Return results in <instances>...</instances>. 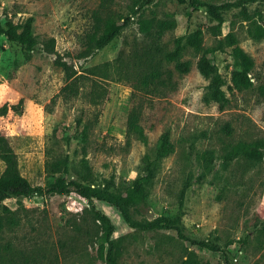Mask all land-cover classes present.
Listing matches in <instances>:
<instances>
[{"label": "rangeland", "instance_id": "rangeland-1", "mask_svg": "<svg viewBox=\"0 0 264 264\" xmlns=\"http://www.w3.org/2000/svg\"><path fill=\"white\" fill-rule=\"evenodd\" d=\"M248 1L0 0V20L25 24L34 18L32 38L23 42H38L27 53L0 35V108H22L0 117V131L21 174L46 186L60 162L54 173L68 182L120 192L148 174L149 156L157 161L155 176L144 202L129 212L138 222L177 221L173 228H133L118 207L76 191L13 197L0 203V264H108L99 252L104 233L97 211L115 226L119 264H264V156L223 159L239 142L264 141V39L249 32L252 19L264 23V0ZM241 2L250 17L239 16ZM210 5L226 6L221 33ZM126 18L129 25L116 40L89 49L90 34L102 33L108 20ZM160 21L170 28L161 31ZM198 30L204 49L218 48L224 39V49L211 56L230 98L223 110L211 97V80L197 68L202 51L186 49L181 60L192 65L186 74L167 60L177 38ZM231 33L254 61L248 90L232 89L234 57L225 40ZM154 70L161 77L145 87L143 78ZM70 83L78 95L62 91ZM133 112L142 136L129 134ZM165 134L174 150L157 159ZM206 152L213 154L208 170ZM5 169L0 159V177Z\"/></svg>", "mask_w": 264, "mask_h": 264}, {"label": "trees", "instance_id": "trees-1", "mask_svg": "<svg viewBox=\"0 0 264 264\" xmlns=\"http://www.w3.org/2000/svg\"><path fill=\"white\" fill-rule=\"evenodd\" d=\"M181 3H184L185 0H179ZM257 0H252L248 2H254ZM247 2V1H246ZM246 2H241V11L239 16L245 18L250 17L251 12L247 11ZM226 6H208L209 11L218 21L216 29L221 33L220 28L224 22V18L221 15L220 11ZM130 18H126L123 22H118L116 20H108L105 24V28L102 33L95 31L94 33L88 36V47L91 50H101L110 45L114 40H116L124 30L129 25ZM251 26L249 29L250 35L254 38L262 40L264 39V23L260 24L256 20L252 19ZM33 24L34 18H29L25 24H16L11 20H8L6 23H3L0 20V35H3L7 38L8 42L12 44H18L22 49L30 53L35 50L36 44H38L36 38L31 39L30 44H25L23 42L24 38H32L33 34ZM158 27L161 31L170 28L168 22L160 21L158 22ZM147 31L151 29L152 24L149 22L144 23ZM225 40L228 42V45L232 47V57H234L233 73H232V89L244 91L253 87L252 78L250 76L251 72L254 69L253 58L242 48L239 44L238 38L234 33L229 34ZM224 39L219 40L218 48L204 49L203 47V32L198 30L194 33L179 37L176 39L175 49L168 53L167 60L169 62L176 63V69L181 74L189 73L192 70V65L190 62L182 61V57L185 54L187 48L191 47L196 51H202L203 54L200 56V60L197 64L199 72L206 78L211 80V97L218 104L219 108L223 110L230 103V98H228L224 86L226 82L220 74L218 66L214 63L213 58L211 57L213 53L218 49H224ZM55 43L54 40H50L46 43L47 49L52 51ZM60 64L65 68L69 73V67L65 62H60ZM162 73L159 70H154L149 76L143 78L142 83L145 87L147 85H155L156 78L161 77ZM73 74H68V79L73 78ZM155 90H160V86H153ZM67 92L70 95H78L79 88L74 86L73 83L68 84L62 90ZM21 106L18 105H4L0 108V117L7 115L9 112L13 111L15 113L21 112ZM138 134L139 136L143 135V128L139 124V117L136 112H133L129 121V134ZM264 141L258 140L255 142H239L236 145L232 146L227 153L224 155L223 159L229 163L240 158H244L250 161H260L264 156ZM174 148L170 142L169 134H165L162 138V143L160 149L157 152V159L163 158L173 152ZM206 160L208 170L210 165L213 162V154L206 152ZM0 159L5 163L6 169L3 175L0 177V203L9 198H27L34 194L38 193H50V194H67L72 191H76L87 198L89 201L94 200L108 202L116 207H118L126 220V222L133 228H138L141 230H152L157 228H173L177 221L161 217L154 222H138L133 220L129 209L140 205L146 199L145 197L148 194L149 186L152 184L153 178L155 176L156 169V160H152L149 156L146 157V170L148 171L147 175H141L136 180H134L130 185H128L124 191L120 192H110L106 189L93 188L83 183H79L76 180L68 182L65 177L61 174L57 175L54 173L55 166L59 167L60 162L54 164L52 168L53 181L49 182L46 186H34L25 176H23L19 169V162L17 154L14 149L11 147L10 141L5 137L0 131ZM67 162L64 161V165ZM59 169V168H58ZM87 175H90L88 172ZM190 182L186 184L182 192V202L181 207L183 206V197H185L186 190L189 187ZM5 211H8V208L4 206ZM96 220H99L102 224L103 235L98 243L100 246L99 252L103 258H105L108 264H119L118 262V246L115 244L112 236L115 232V226L111 222L110 218L100 211L96 212ZM4 228L3 218L0 216V235ZM108 246V251L106 254V248ZM200 246L203 248H210L209 243L200 242ZM189 263V262H188ZM190 264H198L191 262Z\"/></svg>", "mask_w": 264, "mask_h": 264}]
</instances>
